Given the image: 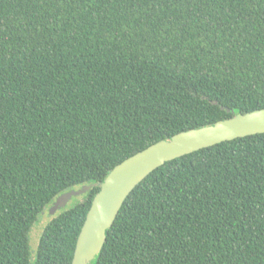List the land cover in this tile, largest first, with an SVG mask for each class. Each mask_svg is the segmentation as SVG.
Returning a JSON list of instances; mask_svg holds the SVG:
<instances>
[{"label": "trees", "instance_id": "obj_1", "mask_svg": "<svg viewBox=\"0 0 264 264\" xmlns=\"http://www.w3.org/2000/svg\"><path fill=\"white\" fill-rule=\"evenodd\" d=\"M261 108L264 0H0V264H71L99 187L52 216L31 255L56 196ZM95 264H264V133L151 171Z\"/></svg>", "mask_w": 264, "mask_h": 264}, {"label": "water", "instance_id": "obj_2", "mask_svg": "<svg viewBox=\"0 0 264 264\" xmlns=\"http://www.w3.org/2000/svg\"><path fill=\"white\" fill-rule=\"evenodd\" d=\"M225 110L230 111L229 108ZM257 133H264V108L238 112L213 124L179 131L122 160L103 180L69 188L56 196L47 209L50 216L66 209L73 197L99 187L78 234L71 264H95L106 240V231L112 226L124 200L155 168L184 154Z\"/></svg>", "mask_w": 264, "mask_h": 264}, {"label": "rangeland", "instance_id": "obj_3", "mask_svg": "<svg viewBox=\"0 0 264 264\" xmlns=\"http://www.w3.org/2000/svg\"><path fill=\"white\" fill-rule=\"evenodd\" d=\"M83 199H84V194L73 197L68 203L67 208L72 206L76 202H81ZM47 209L48 207H46L44 210H42L39 213V215L37 216V219L35 220V222L30 228V231L28 234V243H29V249H30L31 255H34V253L36 252L39 239L44 229V226L52 218V216L48 215Z\"/></svg>", "mask_w": 264, "mask_h": 264}]
</instances>
